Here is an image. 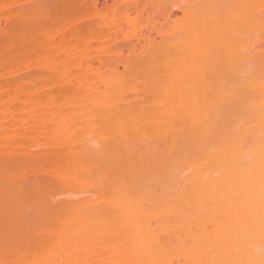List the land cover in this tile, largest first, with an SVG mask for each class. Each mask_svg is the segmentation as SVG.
<instances>
[{
    "label": "bare ground",
    "instance_id": "1",
    "mask_svg": "<svg viewBox=\"0 0 264 264\" xmlns=\"http://www.w3.org/2000/svg\"><path fill=\"white\" fill-rule=\"evenodd\" d=\"M100 2L0 0V264H264V0Z\"/></svg>",
    "mask_w": 264,
    "mask_h": 264
},
{
    "label": "rangeland",
    "instance_id": "2",
    "mask_svg": "<svg viewBox=\"0 0 264 264\" xmlns=\"http://www.w3.org/2000/svg\"><path fill=\"white\" fill-rule=\"evenodd\" d=\"M101 0H99V2H100ZM99 4H101V2L99 3Z\"/></svg>",
    "mask_w": 264,
    "mask_h": 264
}]
</instances>
